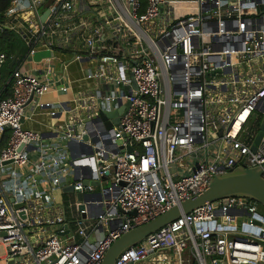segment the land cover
Segmentation results:
<instances>
[{"label":"built area","instance_id":"2783aa9c","mask_svg":"<svg viewBox=\"0 0 264 264\" xmlns=\"http://www.w3.org/2000/svg\"><path fill=\"white\" fill-rule=\"evenodd\" d=\"M4 29L29 58L50 52L36 71L16 66L0 98V242L17 264H102L122 235L213 177L239 166L264 176V133L253 151L249 126L264 115V0H10ZM6 62L0 50V81ZM127 102L107 126L101 111ZM27 107L46 131L25 125ZM258 209L208 202L115 264H264V238L238 229Z\"/></svg>","mask_w":264,"mask_h":264},{"label":"water","instance_id":"95a60500","mask_svg":"<svg viewBox=\"0 0 264 264\" xmlns=\"http://www.w3.org/2000/svg\"><path fill=\"white\" fill-rule=\"evenodd\" d=\"M48 11L41 16L44 21ZM17 61V58H13L9 66H13ZM129 103L120 104V106L112 111H101L100 117L106 120L107 126H112L113 123H119L121 116L126 112ZM264 111V108H261ZM264 133V115L259 128V132L256 136L253 151H256L257 145L260 143ZM88 136H85L87 139ZM129 150H132L129 148ZM64 193L73 192L72 187H68L63 190ZM236 196L246 197L256 201L259 206L264 208V176L263 169L257 167H243L239 166L230 172L222 175H217L212 178L210 184L200 194L195 197L189 198L182 202L180 205L173 206L168 211L160 214L154 219L146 222L134 229L128 231L117 239L110 249L106 252L102 264H115L120 254L127 248L137 245L146 239L150 234L155 233L161 228L165 227L172 221L179 218L182 214H188L194 209L203 206L206 203L215 202L219 199ZM81 199V195L78 196ZM136 214L135 211L132 212ZM243 219L238 225V229L242 230L246 234H251L255 237L264 238V214L257 213L253 221V226L248 225V214H240ZM6 236V232L0 233V237Z\"/></svg>","mask_w":264,"mask_h":264},{"label":"trees","instance_id":"16d2710c","mask_svg":"<svg viewBox=\"0 0 264 264\" xmlns=\"http://www.w3.org/2000/svg\"><path fill=\"white\" fill-rule=\"evenodd\" d=\"M9 5L10 0H0V21L2 22L5 20V13ZM0 50L5 52L7 55V62L4 65L6 71L4 72L2 70V78L0 81V98L2 99L11 95V75L15 66L10 68L9 63L13 58H18L20 61L25 58L28 53V48L25 46L23 39L18 34L4 29L0 31ZM8 139L9 134L6 133L0 141V151L6 146Z\"/></svg>","mask_w":264,"mask_h":264},{"label":"crops","instance_id":"0c3cea01","mask_svg":"<svg viewBox=\"0 0 264 264\" xmlns=\"http://www.w3.org/2000/svg\"><path fill=\"white\" fill-rule=\"evenodd\" d=\"M49 56H47V57H49ZM28 59H29V57H27V55L25 56V58L21 59V61H20V59L18 60V58H17L16 63L13 66H11V67L9 66V67L12 68L14 66L16 67V66L22 64V67H24L27 70H31V71H36L37 69L43 67V62H41V60H38V61L33 60V62H29ZM57 67H58V70H59L60 65H58ZM70 71L73 72V73H77L78 72L77 64L71 66L70 67ZM30 109H31V107H27V116L25 118L26 119L25 125L27 127H29V128L37 129V130H40V131H46L45 124L49 121L47 119V117L43 116V115H32L31 112H30ZM58 192L60 193L61 191L57 190L56 192H54L55 199L57 200V202H62V201L57 199L56 193H58ZM62 195H63V197L65 196L64 194H62ZM0 245L4 246V244L1 243V242H0ZM4 250H5V252L2 255H0V264H12V263L13 264H17L14 260H12V259H10L8 257V254H7L5 246H4Z\"/></svg>","mask_w":264,"mask_h":264},{"label":"rangeland","instance_id":"374dc122","mask_svg":"<svg viewBox=\"0 0 264 264\" xmlns=\"http://www.w3.org/2000/svg\"><path fill=\"white\" fill-rule=\"evenodd\" d=\"M49 55H50V52H49L48 50H41V51L36 52L35 55H34L33 57L31 56L28 60H29V62H33V60L38 61V60H41V59H43V58H45V57H47V56H49ZM3 71H4V72L6 71V70H5V66H4ZM4 74H5V73H4ZM257 115H259V113H255L254 116H253V118H252V120H251V122L249 123V126H250L251 129L259 130V128H260V125H261V122H262V120H261L262 118H261V119L256 118ZM56 195H57V199H58V200H60V201H62V202L65 201V200H64V197H63V195H62L61 192H60V193H59V192L56 193ZM71 197H72V196H71ZM72 198H73V197H72ZM258 211H259L261 214H264V209H263V207H260V206H259ZM238 222L240 223L241 220H238ZM261 243H262V245H264V242H261ZM4 252H5V250H4V246H3V245H0V255H2ZM12 264H13V263H12Z\"/></svg>","mask_w":264,"mask_h":264}]
</instances>
